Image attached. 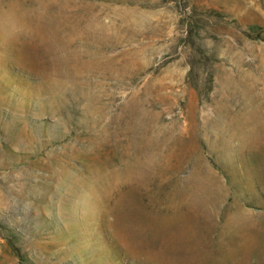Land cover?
Wrapping results in <instances>:
<instances>
[{"label":"rangeland","instance_id":"1","mask_svg":"<svg viewBox=\"0 0 264 264\" xmlns=\"http://www.w3.org/2000/svg\"><path fill=\"white\" fill-rule=\"evenodd\" d=\"M0 264H264V0H0Z\"/></svg>","mask_w":264,"mask_h":264},{"label":"bare ground","instance_id":"2","mask_svg":"<svg viewBox=\"0 0 264 264\" xmlns=\"http://www.w3.org/2000/svg\"><path fill=\"white\" fill-rule=\"evenodd\" d=\"M57 21V20H56ZM56 23V22H55ZM43 27H45V26H43ZM48 28V27H47ZM52 28V27H51ZM49 33V32H48Z\"/></svg>","mask_w":264,"mask_h":264}]
</instances>
